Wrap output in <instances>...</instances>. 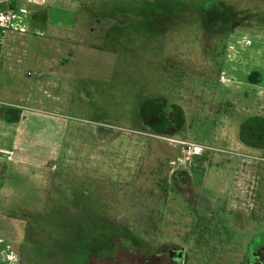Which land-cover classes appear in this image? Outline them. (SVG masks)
<instances>
[{
	"label": "rangeland",
	"instance_id": "1",
	"mask_svg": "<svg viewBox=\"0 0 264 264\" xmlns=\"http://www.w3.org/2000/svg\"><path fill=\"white\" fill-rule=\"evenodd\" d=\"M51 4L72 24L23 38L15 93L31 89L63 132L57 159L10 164L17 264H98L122 241L247 264L264 237V149L240 135L264 116V0Z\"/></svg>",
	"mask_w": 264,
	"mask_h": 264
},
{
	"label": "crops",
	"instance_id": "2",
	"mask_svg": "<svg viewBox=\"0 0 264 264\" xmlns=\"http://www.w3.org/2000/svg\"><path fill=\"white\" fill-rule=\"evenodd\" d=\"M51 1L0 0V92L5 97L0 98V264H17L18 261L13 220L2 209L10 164L16 165V161L42 164L59 156L62 121L44 117L28 104L33 97L31 89L25 94L15 93L26 87L25 82L18 80L16 70L23 61L21 53L18 54L23 38L30 33L42 35L49 25L56 27L53 31L57 35L58 27L72 24L66 17L68 12L59 11L51 4L56 0ZM22 53L29 52L23 49ZM35 61L41 63L38 57Z\"/></svg>",
	"mask_w": 264,
	"mask_h": 264
},
{
	"label": "flooded vegetation",
	"instance_id": "3",
	"mask_svg": "<svg viewBox=\"0 0 264 264\" xmlns=\"http://www.w3.org/2000/svg\"><path fill=\"white\" fill-rule=\"evenodd\" d=\"M223 17V22L229 19L226 15ZM245 126L246 124L241 128V141L250 147L264 149V116L257 115L255 119L249 123V131L243 134L242 131ZM262 158L264 159V157ZM96 254L98 259H94L98 260V264H183L185 259L183 247L172 248L170 252L167 253L161 250L160 246L147 250L138 244L135 245L133 242L131 245L128 244L125 246L123 241L122 243H118L114 249H109L107 253L103 254L97 252ZM91 257L92 254L89 260ZM247 264H264V237L261 236L259 241L254 244L247 259Z\"/></svg>",
	"mask_w": 264,
	"mask_h": 264
},
{
	"label": "built area",
	"instance_id": "4",
	"mask_svg": "<svg viewBox=\"0 0 264 264\" xmlns=\"http://www.w3.org/2000/svg\"><path fill=\"white\" fill-rule=\"evenodd\" d=\"M185 143V149L187 150V152H192V153H197V154H201L203 152V150L205 149L204 145L195 143L193 141H182Z\"/></svg>",
	"mask_w": 264,
	"mask_h": 264
}]
</instances>
